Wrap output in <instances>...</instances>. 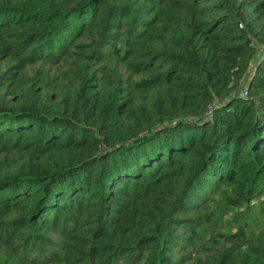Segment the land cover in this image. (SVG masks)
<instances>
[{
    "label": "trees",
    "instance_id": "1",
    "mask_svg": "<svg viewBox=\"0 0 264 264\" xmlns=\"http://www.w3.org/2000/svg\"><path fill=\"white\" fill-rule=\"evenodd\" d=\"M0 264H264V0H0Z\"/></svg>",
    "mask_w": 264,
    "mask_h": 264
},
{
    "label": "built area",
    "instance_id": "2",
    "mask_svg": "<svg viewBox=\"0 0 264 264\" xmlns=\"http://www.w3.org/2000/svg\"><path fill=\"white\" fill-rule=\"evenodd\" d=\"M242 94L244 95V97H248L249 92H248V90L246 89V90H244V91L242 92Z\"/></svg>",
    "mask_w": 264,
    "mask_h": 264
},
{
    "label": "rangeland",
    "instance_id": "3",
    "mask_svg": "<svg viewBox=\"0 0 264 264\" xmlns=\"http://www.w3.org/2000/svg\"><path fill=\"white\" fill-rule=\"evenodd\" d=\"M260 55H262V54L260 53Z\"/></svg>",
    "mask_w": 264,
    "mask_h": 264
}]
</instances>
